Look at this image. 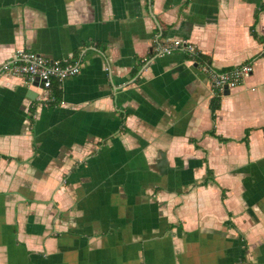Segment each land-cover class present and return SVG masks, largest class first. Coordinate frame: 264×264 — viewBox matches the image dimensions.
Here are the masks:
<instances>
[{
	"label": "crops",
	"instance_id": "1",
	"mask_svg": "<svg viewBox=\"0 0 264 264\" xmlns=\"http://www.w3.org/2000/svg\"><path fill=\"white\" fill-rule=\"evenodd\" d=\"M253 24L264 40V0H0V264H264ZM177 39L253 64L217 96L227 142L210 75L152 51ZM19 50L80 63L61 101L4 68Z\"/></svg>",
	"mask_w": 264,
	"mask_h": 264
},
{
	"label": "built area",
	"instance_id": "2",
	"mask_svg": "<svg viewBox=\"0 0 264 264\" xmlns=\"http://www.w3.org/2000/svg\"><path fill=\"white\" fill-rule=\"evenodd\" d=\"M175 50L183 53L194 54V45L188 40H173L162 42L156 40L152 46V51L158 55H169ZM4 68L10 71L13 76L22 77L28 84L38 85L41 93L44 94L43 100L49 101L52 83L57 82L61 87L62 82L68 77L79 73L80 63L69 60H60L46 57L31 50H19L15 55V61ZM201 69L211 77V84L214 92L219 93L224 90H232L253 73L251 62H241L225 70H215L211 65L201 64Z\"/></svg>",
	"mask_w": 264,
	"mask_h": 264
},
{
	"label": "trees",
	"instance_id": "3",
	"mask_svg": "<svg viewBox=\"0 0 264 264\" xmlns=\"http://www.w3.org/2000/svg\"><path fill=\"white\" fill-rule=\"evenodd\" d=\"M254 16H255V21H256L257 17H258V13L257 14L255 13ZM250 33L253 36V38L256 39L257 41L264 42L263 38L260 37L256 33L255 28H254V24L252 26H250ZM183 54L186 55L187 57L193 59L195 61V63L198 64V65H201V64L210 65V63H211L210 59L207 56L202 55L199 52H196L194 54H187V53H183ZM225 69H228V68H225ZM225 69H220V70H225ZM51 95H52L53 100H54L53 102L61 101V89L58 86L57 82H53L52 83ZM218 95H220V93L218 91H216L215 96L210 101L211 121H212L213 127L207 133L210 134L211 136H214L215 138H217L220 142H227L228 139L217 135L215 133V129H214L215 112L219 108V98H217ZM49 104H52V103H49ZM249 132H250V130L246 129L245 135H244V137L242 139V141L245 143V145L247 147H248V143H249L248 142L249 141L248 140ZM263 133H264V129H263ZM206 174H207V176L201 182V185H207L209 183L210 184L215 183V179H214V176H213V173H212L211 169L207 168ZM222 197H223V194H222Z\"/></svg>",
	"mask_w": 264,
	"mask_h": 264
},
{
	"label": "water",
	"instance_id": "4",
	"mask_svg": "<svg viewBox=\"0 0 264 264\" xmlns=\"http://www.w3.org/2000/svg\"><path fill=\"white\" fill-rule=\"evenodd\" d=\"M227 91H228L227 89H226V90H224V93H227Z\"/></svg>",
	"mask_w": 264,
	"mask_h": 264
}]
</instances>
